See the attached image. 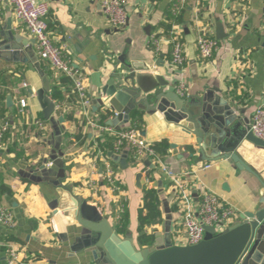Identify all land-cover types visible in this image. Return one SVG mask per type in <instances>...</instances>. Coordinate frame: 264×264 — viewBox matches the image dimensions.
Returning <instances> with one entry per match:
<instances>
[{
  "label": "crops",
  "instance_id": "crops-1",
  "mask_svg": "<svg viewBox=\"0 0 264 264\" xmlns=\"http://www.w3.org/2000/svg\"><path fill=\"white\" fill-rule=\"evenodd\" d=\"M39 1L46 2L50 7L46 20L53 43L65 47L73 66L86 76L92 114L109 110L115 116L103 89L112 72V64L123 54H127L131 61L146 63L154 75L162 76L169 83L167 91L177 93L179 87L184 86L185 98L202 99L213 90L215 96L228 102L238 116L249 122L256 107L264 100V0H189L185 5L184 23L174 28L180 32L185 50L186 60L180 68L171 64L172 34L167 36L162 29L167 22L169 7L177 0H126L129 18L123 29L113 28L104 15L103 4L108 0ZM178 4L181 5V0L175 5ZM8 24H11L12 32L20 40L26 43L35 40L25 24L16 19L11 5L6 3L4 25L0 31H6ZM219 24L226 34L222 40L217 39ZM200 35L218 41V50L209 60H203L198 53L196 41ZM153 39L159 40V50L153 44ZM33 49L36 52L35 44ZM46 64L51 74L50 77L46 75L51 86L60 87L63 76ZM41 88L42 78L32 63L0 59V97L3 94L5 97L0 103V124L8 122L10 125L6 151L0 152V171L14 192L13 196L4 197L0 207L8 209L15 217L17 224L12 232L19 243L11 246L17 250L21 260L25 264H94L92 254L73 253L70 250L81 231L77 224L68 223L64 211L72 205L73 194L98 207L103 215L110 218L113 226L114 213L119 216L122 211L118 206L125 203L129 224L123 236L132 233L138 241V212L146 188L138 190L136 175L148 172L151 178L147 181V189H152L151 184L158 181H163L164 188L159 193L163 221L148 228L147 232L155 234V245L164 243L167 203L172 211V242L184 245L186 235L182 215L169 179L161 175L163 170L147 166L149 160L136 162L127 149L116 154L126 155L128 166L125 169L110 156L96 152V147L91 146V134L86 145L79 147L74 135L82 131L84 134L92 132L96 136L95 131L90 126L80 130L71 122L61 123L59 118L70 110L82 122L87 119L83 106L78 102L74 107H69L66 101L60 105V101L54 100L50 93L49 96L60 109H56L54 122H48L36 97ZM60 88L65 92L66 87ZM8 97L12 98L10 104ZM66 99L69 100V97ZM22 100L27 103L25 109L21 108ZM98 100L103 105L95 112L93 109ZM150 105L154 103L150 102ZM133 113L142 115L144 127L139 132H146L143 138L148 143L154 145L168 141L170 144L163 161L186 180L195 210L202 186L226 200L239 216L257 207L263 189L256 178L237 171L226 161L200 162L198 153L191 158L185 147L194 145L195 137L185 133L175 122L168 121L164 114L139 108ZM92 114L88 115L89 118H93ZM131 116L122 129L129 128ZM42 118L46 122L45 129L36 125ZM33 126L37 130H33ZM172 145L176 148H172ZM53 156L62 159L64 168L59 167L56 173L50 171L48 179L65 177L62 185L70 191L43 180V167L51 169ZM104 159H110L113 164L117 190H112L106 180ZM252 161H257V158ZM203 164H211V167L200 170ZM56 201L59 202L57 210L53 209ZM4 231L6 229L0 225V233ZM37 256L41 259L37 260ZM0 261L1 264H8L6 252L0 253Z\"/></svg>",
  "mask_w": 264,
  "mask_h": 264
},
{
  "label": "water",
  "instance_id": "water-1",
  "mask_svg": "<svg viewBox=\"0 0 264 264\" xmlns=\"http://www.w3.org/2000/svg\"><path fill=\"white\" fill-rule=\"evenodd\" d=\"M226 38L222 25H217V39ZM29 43V44H28ZM32 40L24 42L12 32L11 24L6 31H0V59L6 62L32 63L42 78V88L36 97L43 109L45 120L54 122L56 104L49 96L51 82L41 67V62L33 49ZM103 94L117 116L108 122V126L122 130L136 109H145L151 113L160 112L168 121L178 124L185 133L195 137V144L186 146L193 158L199 154L200 162L226 161L239 172H246L256 178L263 189L257 207L239 216V222L219 231L216 227H205L204 239L196 245H175L171 238L172 211L165 203L167 214L164 243L149 247H140L132 233L120 235L110 218L101 213L95 205L82 196L73 194L72 205L65 208L70 225L77 224L81 231L72 244L73 253L86 252L93 256L94 264H264V141L250 131V122L236 114L228 102L209 91L204 98L187 99L175 91H167L168 82L160 75H154L151 67L144 62L131 61L127 54L120 56L114 64ZM150 102L154 105L151 106ZM8 103L12 98L8 97ZM103 105L96 102L94 111ZM65 122L63 116L59 118ZM142 137L146 132L140 133ZM172 148L176 146L172 145ZM113 161L127 168L126 155L110 153ZM257 158V161L252 159ZM147 166L156 168L146 162ZM51 169L45 171L44 181L64 188L62 180L48 179L49 172L56 173L64 168L62 159L52 157ZM163 178L166 173L162 171ZM151 173H138L136 187L142 191L148 188L147 181ZM152 189L163 192V181L153 182ZM59 202L53 204L57 210ZM73 214V216H69Z\"/></svg>",
  "mask_w": 264,
  "mask_h": 264
},
{
  "label": "built area",
  "instance_id": "built-area-1",
  "mask_svg": "<svg viewBox=\"0 0 264 264\" xmlns=\"http://www.w3.org/2000/svg\"><path fill=\"white\" fill-rule=\"evenodd\" d=\"M188 1L181 0V5L177 6L175 11L179 12L182 10ZM236 1L241 2L242 0ZM6 3L11 5L16 19L25 24L27 31L35 39L36 52L39 59L48 63L52 71L70 79L73 92L77 95L78 102L84 108V113L88 119V126L96 132V135L98 136L103 133L109 136H116L115 155L119 154L124 144H127L128 150H133L136 162L140 163L144 160H149L153 165L160 167L166 173L171 188L175 192L177 207L182 215L181 222L186 235L184 245H196L200 243L205 237V227H216L219 231H222L239 220V213L232 205L204 186L199 190L200 201L195 210L184 177L165 164L159 155L156 154L153 144L148 143L138 130L127 129L118 131L115 127L99 125L89 118L92 100L88 96L86 76L81 70L73 66L72 61L67 56L66 48L58 47L53 43L46 20L50 7L46 2L39 0H0V30L4 25V6ZM103 13L109 24L115 29H123L128 23L129 14L126 0L106 1L103 4ZM176 29L171 33V64L176 68H180L184 65L186 58L180 32ZM153 44L159 50V40L153 39ZM196 46L200 57L203 60H209L218 50V41L206 35H200L196 41ZM177 93L181 97H185L186 88L180 86ZM20 105L22 109L27 107L26 101L23 100L20 102ZM57 109L60 108L57 106ZM36 125L40 129L46 128L44 123L40 121ZM249 126L254 136L264 141V100L254 110ZM9 130L10 125L8 122L0 124V152L6 151L4 136ZM104 160L106 180L112 190H117L118 186L116 183L118 181L116 180L113 164L110 159ZM210 167L211 164H203L199 169L206 170ZM16 224L12 212L4 207H0V225L6 230L12 231L15 229ZM6 256L8 264H25L21 260L17 250L11 245L8 246Z\"/></svg>",
  "mask_w": 264,
  "mask_h": 264
},
{
  "label": "trees",
  "instance_id": "trees-1",
  "mask_svg": "<svg viewBox=\"0 0 264 264\" xmlns=\"http://www.w3.org/2000/svg\"><path fill=\"white\" fill-rule=\"evenodd\" d=\"M178 2V0H177ZM177 2H175L173 5H171L168 9L167 12V22L163 26V33L167 36H171V33L173 29L176 26H181L184 23L183 16L186 11V6L178 11H175L177 6H180V4L175 5ZM180 2V0H179ZM42 69L46 72V75L48 77L51 76L50 72L48 71V66L47 64L42 61ZM60 87L64 86L66 87L65 92L63 91L62 88L55 87L54 85L51 86V93L52 97L54 100L60 101V105L64 104V102H67V105L69 107H74L78 103V98L77 95L73 92L72 89V83L69 78L63 76L60 79ZM65 96V97H64ZM69 97V100L66 99V97ZM4 94L0 97V103L2 104V101L4 100ZM2 106H5L4 104ZM63 113V112H62ZM92 114V112L90 113ZM93 118H91L94 122H96L99 125L103 126H108L107 121L114 116V113H112L109 110H105L103 112H99L97 114H92ZM63 117L65 121L71 122L77 126L80 130H82L84 127H89L88 126V119L80 122L78 121L75 117L74 114H72L69 111H66L63 113ZM131 123L129 128H124L122 131L127 130V129H136L138 131L143 130L144 127V122L142 119L141 114L133 113L131 116ZM5 121V119H4ZM41 123H46L45 120L42 118L40 120ZM33 130H37L36 126H33ZM10 131V130H9ZM94 132V131H93ZM96 133V132H95ZM90 134L92 136L91 139V146L96 147V152H103L104 155L109 156L110 153L114 154L115 153V142L117 141L116 136H109L108 134H103L101 133L100 135L94 136V134L91 133H82V131L78 135H74L75 140L78 142L79 147H83L86 145V143L90 140ZM69 137L72 135L68 134ZM73 137V136H72ZM10 138V132L6 133L4 136V141L7 143L8 139ZM97 146H96V145ZM12 145H15L12 143ZM127 144H124L121 151L127 149ZM153 149L155 150L156 154L159 155V157L164 160L166 155L168 154L170 150V144L168 141H161L159 143H156L153 145ZM130 155L134 159V153L133 150H129ZM95 152V153H96ZM113 162V161H112ZM14 192L10 185L5 180L3 172L0 171V206L3 203V199L6 196H13ZM161 206V198L158 190L156 189H144L143 191V199H142V204L139 208L138 212V222H139V227H138V244L140 247H149L153 246L156 242V237L154 233H148L147 229L156 225H160L163 221L162 218V212L160 209ZM120 208V213L119 216L114 213L115 216V229L116 231L120 234L123 235L126 232V229L129 224V214L127 212V206L125 203H122L121 205L118 206ZM118 208V209H119ZM177 210V208H175ZM118 217V218H116ZM19 243L18 238L13 234L12 231H4L0 233V253H5L8 250V246L12 244H17ZM37 260H40V257H36Z\"/></svg>",
  "mask_w": 264,
  "mask_h": 264
}]
</instances>
